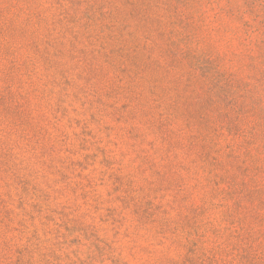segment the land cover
Here are the masks:
<instances>
[{
    "label": "clouds",
    "instance_id": "clouds-1",
    "mask_svg": "<svg viewBox=\"0 0 264 264\" xmlns=\"http://www.w3.org/2000/svg\"><path fill=\"white\" fill-rule=\"evenodd\" d=\"M0 264H264V0H0Z\"/></svg>",
    "mask_w": 264,
    "mask_h": 264
}]
</instances>
